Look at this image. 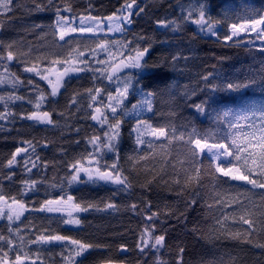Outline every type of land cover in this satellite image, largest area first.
Wrapping results in <instances>:
<instances>
[{
  "label": "trees",
  "instance_id": "16d2710c",
  "mask_svg": "<svg viewBox=\"0 0 264 264\" xmlns=\"http://www.w3.org/2000/svg\"><path fill=\"white\" fill-rule=\"evenodd\" d=\"M43 2L13 0L14 10L0 15V41L5 45L15 42L14 50L27 54L8 64L10 72L24 81L25 86L14 90L10 84L0 85V95L25 97L24 100L8 102L7 108L0 104V111L13 114L0 121L3 129L0 130V193L5 197V202L0 205L10 204L11 198H15L28 208L19 220L10 222L0 218V233L11 236L16 243L15 253H27L33 260L38 256L36 264H65L62 253L67 255L73 246L61 242L32 243L42 233H53L95 246L78 257L77 264H153L157 258L168 264H177L180 249H183V264H264V248L258 246L264 244V227L259 222L258 207L264 189H252L250 185L232 181L233 187L217 185L214 190L212 176L205 174L203 168L199 185L183 187L185 169H190L185 141L177 138L168 143L164 137L144 136L145 141H153V147L149 149L147 144L135 143L134 131L141 119L154 127L169 126V135L174 127L177 137L181 133L187 136L193 126L202 132L216 130V116L225 111L239 115L256 112L248 123H261L259 112L264 109V81L239 91L226 90L222 85L234 80L243 81L253 74L258 76L264 60V52L260 49L264 46L246 44L247 37L238 39L239 43L237 39L226 41L223 37L230 32L232 23H244L264 16V0H205V18L220 26L217 38L200 33L193 22L197 18L195 12L193 20L186 18L187 10L198 0H136L138 9L121 34L75 33L66 37L70 43L57 42L58 37L53 31L56 11L46 4L43 11H37L36 4ZM55 3L61 7V15L106 18L117 13L125 0H55ZM64 6H70L72 12H63ZM160 20L176 21L179 27L175 30L171 25L161 27L157 23ZM101 40L117 45L110 48L111 59L104 51H97L95 58L89 54ZM125 43L126 48L119 47ZM73 49L85 51L92 67L101 69L108 68L109 64L115 66L125 56H134L133 49H147L141 71L131 74L125 71L118 75L120 79L126 75L134 77V90L124 102V108L131 109L141 99V91L153 96L151 112H141L137 116L135 113L123 115L120 109L117 110V118L122 121L117 142L118 164L132 185L127 192H117V186L105 182L67 184V177L73 171L69 164L93 151L88 139L94 134L104 138V131L101 134L89 114L95 107L109 112L103 105L108 102L107 93L116 92V78L109 81L103 72L85 71L65 79L60 94L55 98L49 97L50 102L42 108L55 109L53 120L58 122V126L20 118L35 110L28 99H34L36 93L26 86L27 80L32 79L45 92L50 91L44 81L25 72L24 68L32 63L47 67L49 61L67 60L70 53L75 55ZM96 60L108 63H96ZM66 66L57 67L62 70ZM204 76H208L207 81ZM212 85L218 87L213 88ZM95 88H101L102 92L93 104L88 90ZM72 97L76 98V103H72ZM200 103L206 106L203 114L194 107ZM108 119L109 123L114 122L110 114ZM230 119H234V115L225 118ZM103 127L109 130L107 124ZM220 128L221 134L228 131L226 123ZM28 140L36 145L39 162L45 167L33 169L32 173H26L20 164L8 168L7 160L11 154L23 146L21 141ZM114 158V153L106 152L101 163L111 164ZM203 162L206 165L208 161ZM9 175L11 179L5 178ZM29 178L42 182L36 184L34 191L25 192L22 182ZM175 178H179L181 184H175ZM193 190L199 193V197L195 205L188 207L187 201ZM217 191L219 195H216ZM60 195H71L75 203L95 207L81 213V224L76 227L64 224L60 215L38 211L45 199ZM236 197L254 212L253 219L257 222L255 230L247 236L243 233L248 225L239 223L230 215L239 205L226 206ZM108 202L116 204V209H105ZM145 203H150L152 213H159L158 218L153 221L146 219L150 213L145 209ZM131 204L137 205L136 210L131 209ZM225 216L229 218L225 219ZM218 221H223V225ZM150 224L155 225L154 235H165V246L159 251L145 249L142 253L138 244L142 235L147 236L144 229ZM237 232L240 237L232 239L229 233ZM9 256L13 253L9 252Z\"/></svg>",
  "mask_w": 264,
  "mask_h": 264
},
{
  "label": "snow or ice",
  "instance_id": "6c2138e0",
  "mask_svg": "<svg viewBox=\"0 0 264 264\" xmlns=\"http://www.w3.org/2000/svg\"><path fill=\"white\" fill-rule=\"evenodd\" d=\"M45 4L51 6L55 9L57 14V20L53 27L54 34L58 37V41H64L65 43H70L66 40V37H71L73 33H89L97 35L105 31L103 25L107 23L109 25L108 31H123V24L131 23V15L133 6L136 4V0H125V3L118 9L117 13L110 15L106 18H100L96 16H82L80 17V23L77 26H72V20L67 15H61V7L55 3V0H44L43 3L36 4L37 11H43ZM14 10L13 0H0V15H6L8 12ZM143 11V9H140ZM63 12L71 13L72 9L70 6H64ZM197 14V18L193 20V13ZM186 18L188 20H193L194 23L200 25L201 30L207 27V31L212 35H217L214 30L215 25L205 18V0H198V2L187 10ZM158 25L161 27H169L171 25L173 30L179 27L176 21H157ZM257 25L262 26L260 31L257 32L259 36L261 32H264V16L258 19H253L244 23H232L230 25L231 31L223 37L226 41H232L234 38H239L241 33L255 32L257 31ZM2 26V25H0ZM38 27V26H36ZM237 43L239 40L237 39ZM15 42H10L7 45L3 41H0V85L10 84L15 90L18 86H25V82L21 81L15 73L10 72L8 64L13 60L18 59L21 56L27 55L26 53L14 50ZM114 42L108 40H101L97 43L94 49H91L89 54L95 58L97 51H104L109 53V59L112 58V53L110 51L111 47H116ZM120 48H126L127 43L119 45ZM69 54L70 58L64 61L59 59L52 60L48 62L47 67H41L37 63H32L30 66L24 68L25 72L32 73L33 76L39 77L40 80L46 81L50 86V91L45 92L38 83H35L32 79L27 80L26 86L30 87L33 92L36 93L35 98H29L28 103L34 105V111H31L25 116H21L22 119H27L34 121L38 124L58 126V122L53 120V112L55 109L42 110L43 105L49 101V97L55 98L60 94V89L64 87V77L68 76L70 73H79L85 71L103 72L105 78L109 81L113 80L117 71L120 68H141V59L147 52V49L139 50L133 49L134 56H125L118 64L115 66L109 64L108 68H93L89 62L88 56L85 51L79 49L72 50ZM260 51L264 52V48ZM122 54V53H121ZM96 63H108L107 61L96 60ZM68 65L67 67L61 68L58 65ZM78 65H83L80 67ZM262 67L259 70V75H251L246 77L243 81H232L225 82L222 87L226 90H236L239 91L242 88H247L257 84L259 81H264V60L261 61ZM209 76L211 74H208ZM55 77L51 79L50 77ZM205 81L208 80V76H204ZM119 87L116 89L115 94L107 93L108 102L103 105L104 108L109 110V112L102 111L101 107H95L94 112L89 114V118L93 121H97L101 127L105 124L108 125L109 131L103 133L104 139L100 135L91 136L87 143L93 146V151L82 155L80 158L76 159L74 162L69 164V167L73 170L69 173L67 177V184L71 185L73 183L82 182L81 173L87 177V182L98 183L105 182L113 184L116 187L117 192H127L131 187V182L127 175L124 174L123 170L119 167V153L117 150V142L120 136V126L122 121L117 118V110L120 109L123 115H130L135 113L137 116L141 112H151L153 109L151 93L140 92L141 99L133 104L131 109H126L123 107L124 101L128 98L129 90L132 87V76L121 80L118 76L115 81ZM213 88L218 87L217 85H212ZM102 89L95 88L89 89L88 94L92 103L97 102V98L101 96ZM25 97L21 95L9 94L7 97L0 95V104H4L7 108V104L14 100H24ZM72 103H76V98L72 97ZM92 107V105H89ZM197 112L203 114L205 113L206 106L205 103H200L194 105ZM113 117V123H109L108 115ZM13 114L10 111H0V121L8 119L9 116ZM61 115H63L61 113ZM234 115V119L225 120L226 117ZM251 115H256L253 112ZM251 115L244 114H232L229 111L223 112V114H217L216 116V130H205L201 131L195 126L191 128L187 136L183 133L176 136L175 128H171V135H169V126L162 125L154 127L147 120H138L134 131L136 132L135 143L137 145L147 144V147L151 149L153 147V141H145L144 136H153L156 138L164 137L171 143L172 140L179 139L185 141L187 145V159L190 165V169H185L186 175L183 179V187H189L193 185H199L202 180L201 169H205V174H211L212 176V186L216 189L217 185L223 187L224 185H231L232 181L243 182L250 185L252 189H264V109H261L259 115L261 117V123L256 125L255 122L248 123L251 120ZM243 121V123H242ZM227 125L228 131L221 134V124ZM247 128L248 131H244ZM0 130H3L0 128ZM78 132L79 129H76ZM23 146L17 147L15 152L11 154V157L7 160V167L13 168L17 164H20L26 173H32L33 169L42 170L45 165L41 164L39 156L36 154V145L31 141H21ZM139 151V149H137ZM106 152L114 153V161L111 164L101 163L103 156ZM18 157L20 158L18 160ZM146 158V157H141ZM207 160V164L203 162ZM87 161V165L85 164ZM219 174V175H217ZM11 179L12 176L9 175L5 177ZM42 182L38 180H33L31 178L24 180V191H34L37 183ZM175 184H181L179 178H175L173 181ZM63 191V188H61ZM227 190V189H225ZM219 191L216 195H219ZM199 193L193 190L192 197L187 201V206L191 207L197 203ZM5 202V197L0 193V203ZM217 203H222L223 201H216ZM239 205V208L234 210L231 218L237 220L239 223L248 225V228L244 230L243 235L247 236L252 231L255 230L257 226L256 220L253 219L254 212L249 210V208L242 204L238 197L233 198L228 201L226 206ZM95 207L94 205L88 204L82 206L80 203L74 202V197L71 195H60L58 198L45 199L38 211L47 213H63L62 222L64 224H81V220L78 216H74V212H85L89 208ZM105 209H116V204L108 202L105 204ZM132 210H136L137 205H130ZM211 207V205H209ZM259 207L260 225L264 227V193H261V205ZM8 212L5 213L3 208H0V218H6L8 221L19 220L23 211L27 210L26 205L21 201L11 198V203L7 204ZM145 209L148 210L150 214L146 215V219L153 221L158 218L159 213L151 212L150 203H145ZM229 216H225L228 219ZM223 225V221H218ZM11 231V229H10ZM155 225L150 224L144 229L147 236H141L140 244H138L139 250L143 253L145 249L151 251L152 249H159L165 246V235H154ZM17 237H19V230L16 232ZM232 239H237L240 237V233H229ZM53 242H61L71 245L67 255L62 253L64 256L65 264H77V258L83 256L89 249L95 247L93 244L85 243L78 239H72L71 237L53 234V233H42L37 236L32 243H43L49 244ZM5 246L7 251H5ZM264 248V244L258 245ZM16 243L13 241L11 236H5L0 233V264H26V261L31 260L32 264H36V260H33L27 253H15ZM122 248L124 246H121ZM9 252L13 253V256H9ZM155 254V253H153ZM153 264H168L167 261L162 258H157ZM177 264H183V249L177 253ZM211 264V262H210Z\"/></svg>",
  "mask_w": 264,
  "mask_h": 264
},
{
  "label": "rangeland",
  "instance_id": "374dc122",
  "mask_svg": "<svg viewBox=\"0 0 264 264\" xmlns=\"http://www.w3.org/2000/svg\"><path fill=\"white\" fill-rule=\"evenodd\" d=\"M137 7H136V5H134L133 6V9H132V15H133V13H134V11H135V9H136ZM132 15H131V17H132ZM71 20H72V26H77V25H79V23H80V18H72V17H69ZM130 25V23H124L123 24V30L126 28V27H128ZM195 25L198 27V29H199V31H200V33H202L204 36H206V37H209V38H217L218 37V34H219V31H220V26H218V25H215V27H214V30L216 31V33H217V35H212L210 32H208L207 31V27H205L204 28V30H201V27H200V25H198V24H196L195 23ZM108 27H109V25L107 24V23H105L104 25H103V28L105 29V31L104 32H102V33H99V34H107V35H118V34H121L122 33V31H108L107 29H108ZM257 27V31H255V32H252V31H250V32H247V33H241V35L239 36V38H234L233 40H236V39H242V38H244V37H247L248 39L245 41V43L246 44H255V45H259V46H264V36L262 35V32H261V34L258 36L257 35V32H259L260 31V29H261V27L262 26H260V25H257L256 26ZM230 31H231V29H230ZM73 34H75V33H73ZM77 34H82V33H78L77 32ZM83 34H86V35H93V34H89V33H83ZM99 34H97V35H99ZM142 60H143V58L141 59V62H142ZM68 66V65H67ZM66 66V67H67ZM78 66H80V67H83L82 65H78ZM137 68H131V67H126V68H120L118 71H117V73H116V75L113 77V79H115L118 75H120V74H122V73H124L125 71H129V73L131 74V73H133V72H136V71H141L140 69L141 68H139V69H137ZM81 72H79V73H70L68 76H65L64 77V80L65 79H67L68 77H70V76H74V75H79ZM32 74V73H31ZM128 77V75H126V76H124L121 80H123V79H125V78H127ZM51 79H55V77L53 76V77H50ZM133 79H134V77H132V87L130 88V90H129V95L133 92V90H134V82H133ZM46 84H47V82L46 81H44ZM48 85V84H47ZM49 86V85H48ZM119 87V85H117V88ZM49 88H50V86H49ZM62 89V88H61ZM61 89H60V91H61ZM129 95H128V97H129ZM128 100V98L125 100V101H127ZM124 101V102H125ZM95 122V124L96 125H98L99 126V128H100V130H101V134H102V131H107V129L105 128V127H101V125L97 122V121H94ZM109 131V130H108ZM104 139V138H103ZM81 181L82 182H78V183H75L76 185H81V184H83V183H90V184H93L92 182H87V177L83 174V173H81ZM235 182H237V181H235ZM98 183H103V181H101V182H98ZM238 183H242V184H245V183H243V182H238ZM247 185V184H246ZM0 208H3V210H4V212L5 213H7L8 212V208H7V204H5V205H3V204H1L0 205ZM26 209L28 210V208H27V206H26ZM27 210H25V213H26V211ZM81 213L82 212H78V213H76V212H74L73 214H74V216H80L81 215ZM50 214H53V215H60V216H63L64 214L63 213H50ZM24 215V211H23V213H22V215L20 216V218L22 217ZM69 226H74V227H76V226H79V225H73V224H68ZM26 264H32V262H28V261H26Z\"/></svg>",
  "mask_w": 264,
  "mask_h": 264
},
{
  "label": "water",
  "instance_id": "95a60500",
  "mask_svg": "<svg viewBox=\"0 0 264 264\" xmlns=\"http://www.w3.org/2000/svg\"><path fill=\"white\" fill-rule=\"evenodd\" d=\"M115 186V185H114Z\"/></svg>",
  "mask_w": 264,
  "mask_h": 264
}]
</instances>
